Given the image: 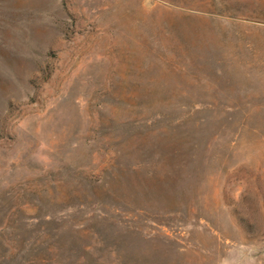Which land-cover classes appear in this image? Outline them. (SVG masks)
<instances>
[{
    "label": "rangeland",
    "instance_id": "rangeland-1",
    "mask_svg": "<svg viewBox=\"0 0 264 264\" xmlns=\"http://www.w3.org/2000/svg\"><path fill=\"white\" fill-rule=\"evenodd\" d=\"M0 264H264V0H0Z\"/></svg>",
    "mask_w": 264,
    "mask_h": 264
}]
</instances>
